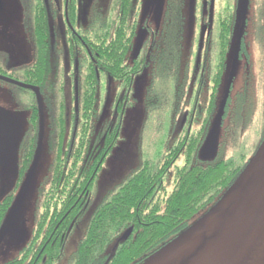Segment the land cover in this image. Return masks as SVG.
<instances>
[{
  "label": "flooded vegetation",
  "instance_id": "obj_1",
  "mask_svg": "<svg viewBox=\"0 0 264 264\" xmlns=\"http://www.w3.org/2000/svg\"><path fill=\"white\" fill-rule=\"evenodd\" d=\"M100 1L0 0V75L14 77L4 73L5 65L12 74L21 73L22 80H15L26 83V71L38 61V76L30 85L42 95L52 167L65 158L82 171L86 185L81 193L76 188L69 203L58 198V210L41 213L45 222L79 213L77 225H62L61 219L40 227V238L35 226L21 249L9 243L8 250L17 249L18 255L3 264H72L98 202L148 156L166 154L169 160L177 154L175 167L190 152L202 165L242 152L246 163L264 139V0H165L161 18L156 7L144 14L145 0ZM16 16L34 45L33 62L26 66L7 61L8 50L15 47L4 41L11 31L6 22ZM96 26L101 33L95 32ZM140 35L144 38L137 51ZM95 40L103 42L102 50L95 48ZM228 84L218 152L208 160L200 151ZM28 108L30 123L20 140L19 165L32 139L33 113ZM135 138L138 151L128 154ZM110 172L119 176L116 182L101 186ZM9 177H0V206L13 194L14 187L7 188ZM50 204L45 200V206ZM77 237L73 256L65 260L68 245Z\"/></svg>",
  "mask_w": 264,
  "mask_h": 264
},
{
  "label": "trees",
  "instance_id": "obj_2",
  "mask_svg": "<svg viewBox=\"0 0 264 264\" xmlns=\"http://www.w3.org/2000/svg\"><path fill=\"white\" fill-rule=\"evenodd\" d=\"M101 30V26H96V33H101ZM95 48L102 50L103 42L95 40ZM26 72L23 81L35 84L39 72L38 61ZM30 108L33 113L32 125L38 126L36 101ZM32 139L24 161L19 166L14 194L8 195L0 206V224L30 166L37 133ZM165 155L158 158L148 156L99 203L90 215L72 264H138L144 261L183 231L194 216L212 207L252 158L245 163L246 155L242 156L239 152L234 158L211 160L202 165L193 161L194 152H190L181 166L173 167L177 154L171 155L174 158L169 160H165ZM234 167H237L236 170ZM81 179L80 169L67 164L65 158L56 160L48 188L43 191L45 197L35 223L38 238L42 232L39 228L44 225H54L62 219V225L74 226L82 219L79 213L64 218L50 217L52 221L46 222L41 218L42 212L59 209L54 204L58 198L69 203L76 188L81 193L80 190L86 186ZM45 200L51 204L45 206ZM131 227L134 229L131 237L118 242L121 235Z\"/></svg>",
  "mask_w": 264,
  "mask_h": 264
},
{
  "label": "water",
  "instance_id": "obj_3",
  "mask_svg": "<svg viewBox=\"0 0 264 264\" xmlns=\"http://www.w3.org/2000/svg\"><path fill=\"white\" fill-rule=\"evenodd\" d=\"M164 6L165 0H145L144 14L149 12L151 7H156L158 17L161 18ZM143 38L144 35H140L137 51L142 45ZM235 66L236 63L233 66V71H235ZM0 80L32 90L35 93L39 109L38 146L32 163L0 225L1 248L10 234L15 240V246L19 242L27 240L28 233L24 232L23 228L21 230L23 226L22 209L36 172L47 127L39 88L3 75H0ZM229 84L220 111L200 151V155L204 158H213L218 152L219 131L230 92ZM14 125L12 114L0 107V156L5 154L12 140ZM14 156L13 161L17 165L16 169L10 171L9 163L2 164V169H4L3 171L7 170V174H16L17 178L19 152ZM133 230V227L126 230L118 242L128 240L133 234ZM187 234L188 238L180 247L151 264H264V139L231 186L212 207L197 219ZM170 241L154 253L168 245Z\"/></svg>",
  "mask_w": 264,
  "mask_h": 264
},
{
  "label": "rangeland",
  "instance_id": "obj_4",
  "mask_svg": "<svg viewBox=\"0 0 264 264\" xmlns=\"http://www.w3.org/2000/svg\"><path fill=\"white\" fill-rule=\"evenodd\" d=\"M100 3L102 4L103 1L101 0ZM98 5H99V3H98ZM174 16L176 17V15H174ZM15 18L16 19L13 18L11 21L8 20L6 22V24H10L9 27H10L11 31L9 32V36H8L9 39H5L4 41L8 42L10 46L15 47L14 50H12V49L8 50L9 52H7V54L10 56H9L7 61L10 64H13L14 62H18V63H22L24 66H26L28 62H31V61L33 62V56L35 55L34 45H33L32 39H30L28 34H26V32L22 28L23 26L21 24V17L16 16ZM4 27L7 30L8 26L5 25ZM1 45H3V44H1ZM23 55L25 58L22 57ZM4 68L6 70V71H4L5 74L13 75L14 77H12V78H14V79L17 77H19V78H17L18 80L21 79L20 78L21 77L20 72L12 74V72L9 70L10 68L6 69L7 67L5 65H4ZM34 100H35V93L32 90L25 89L22 87H18V86L0 81V107L5 109L8 113L12 114L13 121L15 123L14 128H13L12 140H11L5 154L0 156V177L2 179L3 177H9L10 176L9 180H8L9 187L6 186L8 188V191H12V187H15L18 176L16 178L15 177L16 174H10V173L7 174V172H6L7 170L3 171L4 169H2V164L9 163L8 166L10 168V171H14L16 169L17 165H16L15 161H13V159L15 157L14 154L15 153L17 154V152L19 151L20 139L24 136L25 130H27L29 127L30 113L28 112V109H29L28 107H30V105L34 102ZM139 117H140V114H139ZM38 120H39V117H38ZM132 125H133L132 128H134V130H135L136 124H135L134 120L132 121ZM34 127L31 129L29 137H31V136L33 137V135H35L37 133V139H38L39 123H38V126H34ZM258 128L259 127L256 124V129H258ZM146 133H147V130L144 129V132L140 133V136H142L144 139ZM148 134L151 136V134L149 132H148ZM47 137H45L43 142H42L36 172L33 176L32 184H31V187H30L29 193H28V197H27L26 202L24 204V207L22 209L23 226L21 227V230L23 228L24 232L28 233L27 239H30L31 234L33 233V229L35 227V221H36V217L38 214V210L40 209L39 208L40 200L42 198L43 191L45 192V189L48 188L50 178L52 175L53 158L49 152L50 151L49 150L50 137L48 135H47ZM256 137H254V139H256ZM28 139L26 140L27 143H28ZM149 139H151V138H149ZM224 140H225V137H224ZM29 141H31V143H32L33 139H30ZM38 142L35 145L36 148L34 149V153L37 149ZM132 142H133V144H132V147H130L128 149V151L130 152L128 154L135 155V153L138 151V146H137L138 138H135L134 141H132ZM252 149L249 150V154L252 153V151H251ZM25 154H26V152H24V155ZM242 154H244V153H242ZM18 159H19V156H18ZM32 160H33V157H32ZM32 160H31V163H32ZM31 163H30V165H31ZM136 167L137 166H134L132 169H130L128 171V173L125 175V177H127L131 172H133V170ZM26 172H25V174H26ZM111 173L112 172L104 175V179L102 181L104 184L101 186H105L108 183L106 185V187L108 186V188H109L110 186H112L116 182V180L119 176L117 175V177H116L115 175H111ZM10 185H11V187H10ZM108 188H107V190H108ZM107 190L106 191L104 190V193L102 194V196L105 194V192H107ZM100 202L101 201L98 202L97 206L99 205ZM206 211H204V213ZM202 214L203 213H199L196 216H194L190 220V224L188 225V227L186 229H184L179 234L178 237H176L175 239L170 241L168 243V245H166L165 247H162L156 253H154L151 256H149L148 258H146L147 259V260L145 259L146 261L144 260L138 264H151L153 262H157V260L166 257L173 250L180 247L186 241V239L189 236L187 234V231L191 228V226L193 224H195L197 219ZM86 222L87 221H84L83 226L86 225ZM17 228H18V226H17ZM11 235L12 234H10L9 237L6 238V240L4 241V243L2 244V247L0 249V264H3L5 261H8V260L16 257L18 255L17 249H21L23 246V243L19 242L17 244V246H15L17 249H14V250L9 249L8 250L9 243H12V245L15 243V240L13 239V237ZM78 239L79 238L77 237L74 240L73 244L68 245V247L66 249L65 260H66V258H71L73 256V253L76 250Z\"/></svg>",
  "mask_w": 264,
  "mask_h": 264
}]
</instances>
